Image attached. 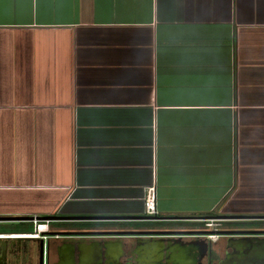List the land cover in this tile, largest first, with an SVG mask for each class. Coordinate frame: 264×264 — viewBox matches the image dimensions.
Listing matches in <instances>:
<instances>
[{"label":"crops","instance_id":"1","mask_svg":"<svg viewBox=\"0 0 264 264\" xmlns=\"http://www.w3.org/2000/svg\"><path fill=\"white\" fill-rule=\"evenodd\" d=\"M152 180L158 215L264 214V0H0V231Z\"/></svg>","mask_w":264,"mask_h":264},{"label":"flooded vegetation","instance_id":"2","mask_svg":"<svg viewBox=\"0 0 264 264\" xmlns=\"http://www.w3.org/2000/svg\"><path fill=\"white\" fill-rule=\"evenodd\" d=\"M15 220L23 224L6 233L0 231L5 234L0 235V264H264V216L224 219L216 229L231 230L227 232L191 233L141 230L204 229L199 220L47 218L42 219L46 228L36 235H31L32 218ZM125 228L134 231H102Z\"/></svg>","mask_w":264,"mask_h":264},{"label":"water","instance_id":"3","mask_svg":"<svg viewBox=\"0 0 264 264\" xmlns=\"http://www.w3.org/2000/svg\"><path fill=\"white\" fill-rule=\"evenodd\" d=\"M202 215H158L154 214L152 216H148L145 214H73V215H63V214H44L40 216H34L35 218L39 219H97V220H138L141 222H148V221H165L168 219H174V218H182L186 220H195L197 221L198 218ZM219 217H223L226 220H232V219H238V218H250V217H260L264 216V214H218ZM6 218L9 219H22V218H29L31 219L33 217L32 214H19V215H10V216H5ZM200 221V220H199ZM106 232H119V233H128L134 230H130V228H125L124 230H102ZM145 232H181V233H191V232H227L231 231L227 228L223 229H215V230H210V229H197L194 227H176V228H170V227H163V228H158V229H147L146 230H141ZM56 232V231H53Z\"/></svg>","mask_w":264,"mask_h":264},{"label":"built area","instance_id":"4","mask_svg":"<svg viewBox=\"0 0 264 264\" xmlns=\"http://www.w3.org/2000/svg\"><path fill=\"white\" fill-rule=\"evenodd\" d=\"M155 188L154 180L144 187L142 196V207L143 213L148 216L157 214L155 210ZM202 222L204 229L215 230L218 227L220 221L224 220L223 217H219L216 212L210 214H204L198 218ZM42 219H35L34 215L32 217V233L31 235H36L37 232L46 228V222ZM13 233H8L7 235H12Z\"/></svg>","mask_w":264,"mask_h":264},{"label":"rangeland","instance_id":"5","mask_svg":"<svg viewBox=\"0 0 264 264\" xmlns=\"http://www.w3.org/2000/svg\"><path fill=\"white\" fill-rule=\"evenodd\" d=\"M200 224L199 225H201L202 226V222H199Z\"/></svg>","mask_w":264,"mask_h":264}]
</instances>
